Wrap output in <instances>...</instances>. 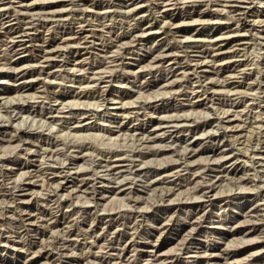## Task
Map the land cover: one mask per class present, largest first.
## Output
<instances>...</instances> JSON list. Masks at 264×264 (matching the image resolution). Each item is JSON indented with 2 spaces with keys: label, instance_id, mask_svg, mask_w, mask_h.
<instances>
[{
  "label": "rangeland",
  "instance_id": "obj_1",
  "mask_svg": "<svg viewBox=\"0 0 264 264\" xmlns=\"http://www.w3.org/2000/svg\"><path fill=\"white\" fill-rule=\"evenodd\" d=\"M160 1L0 0V264H264V160L261 159L264 145H259L256 133L261 125L257 121L264 120V90L255 86L254 93V88H245L249 82L261 81L264 74V0L237 2L239 8L247 9L245 14L230 11L223 0H171L176 4L167 3L169 10ZM48 10L62 15L50 17ZM29 15L36 21L28 37L27 33L20 37L9 30L17 22L26 26ZM16 16L27 18L18 21ZM147 26L153 28L146 30ZM227 35L231 36V42L222 43L225 53L213 71L208 67L207 57L204 58L205 52L211 48V39ZM238 38H242L245 48L236 58L231 49L238 47L235 45ZM11 41L27 46L26 52L21 46L13 48ZM189 43L201 51L191 53ZM164 50H168L169 60L159 64L149 62L152 54ZM43 54L48 58H42ZM222 63H239L252 74L247 80L231 78L230 82H241L213 94L212 99L201 91L200 97L192 99L189 93L192 81L205 74L218 78L216 72L220 70L219 74L222 69L217 66ZM174 80L179 86H172ZM19 82L22 84L18 85ZM229 94L232 100L239 101L233 111L242 112L243 116L235 122H245L242 129L227 128L223 120L225 110H232L227 104ZM210 100L217 102L212 104ZM233 111L229 114H234ZM175 114L189 116L192 127L206 121L213 124L194 135L185 129L164 127L157 132L156 140H148L151 129L164 126L162 121ZM239 133L244 135L241 140ZM218 142L225 145V154L221 156L188 154L195 147H212ZM157 150L159 154H150ZM125 154L130 159L135 157L143 170L136 174L126 170L116 179L108 172V164L115 156L126 157ZM185 165L196 170L194 177L184 170ZM208 166L214 171H206ZM175 168L182 172L165 175ZM215 175L220 178L211 192L212 202H208L198 188L210 183ZM82 179L87 185L78 189L76 186ZM168 186L169 192L165 190ZM196 186L199 187L194 189ZM120 188L124 190L118 191ZM186 200L191 206L179 204ZM28 215L36 217L39 225L30 226ZM107 215L115 216L116 226L105 227ZM196 215L203 216L201 224L191 239H186L185 232L193 227L191 218ZM158 223L170 224L171 228L150 236L149 229ZM47 251L53 256L46 255ZM107 252L114 259L106 258ZM149 253L162 255L153 261L148 260ZM208 253L215 257H203ZM79 256L82 257L78 263L68 262L69 257ZM103 257L108 260L103 263L97 260Z\"/></svg>",
  "mask_w": 264,
  "mask_h": 264
},
{
  "label": "bare ground",
  "instance_id": "obj_2",
  "mask_svg": "<svg viewBox=\"0 0 264 264\" xmlns=\"http://www.w3.org/2000/svg\"><path fill=\"white\" fill-rule=\"evenodd\" d=\"M32 1V0H31ZM129 1V0H128ZM147 1V0H146ZM171 0H161L160 1V3L159 4H163L164 5V7L165 8H167L166 6H167V3H169ZM178 1V0H177ZM176 1V2H177ZM186 1V0H185ZM190 1V0H189ZM192 1V0H191ZM200 1V0H199ZM220 1V0H219ZM224 1V3H226L227 4V6L230 8V11H238V12H240L239 14H245L246 12H247V9L245 8V7H242V8H239V6H237V2H240L241 0H223ZM10 2V1H9ZM187 2V1H186ZM214 2H215V0H214ZM217 2V1H216ZM108 3V2H107ZM127 3V2H126ZM171 3V2H170ZM221 3H222V1H221ZM243 3V2H242ZM241 3V4H242ZM171 4H176V3H171ZM177 4H178V2H177ZM83 5V4H82ZM244 5V4H243ZM260 5H262V4H260ZM29 6H30V4H29ZM28 6V7H29ZM32 6V5H31ZM47 6V5H46ZM222 6V5H221ZM241 6V5H240ZM170 7H173L172 5L170 6ZM226 7V6H225ZM33 8V7H32ZM43 8V7H42ZM112 8V7H111ZM136 8V7H135ZM162 8V7H161ZM164 8V9H165ZM215 8V7H214ZM217 8V7H216ZM49 9V8H48ZM90 9V8H89ZM93 9V8H92ZM128 9V8H127ZM140 9V8H139ZM163 9V10H164ZM168 9V8H167ZM232 9V10H231ZM104 10V9H103ZM169 10V9H168ZM228 10V9H227ZM49 11V10H48ZM51 11V10H50ZM49 11V12H50ZM127 11V10H126ZM129 11H131L133 14H137V11H135V10H130L129 9ZM201 11H203V10H201ZM0 12H1V10H0ZM105 12V11H104ZM128 12V11H127ZM159 12V11H158ZM176 12V11H175ZM195 12V11H194ZM227 12V11H226ZM44 13V12H43ZM112 13V12H111ZM201 12H198V14H200ZM230 13V12H229ZM236 13V12H235ZM105 14V13H104ZM132 14V15H133ZM239 14H238V16H239ZM46 15V14H45ZM49 15H50V17H54V16H61L62 15V13L61 12H56V11H52V12H50L49 13ZM102 15V14H101ZM33 16H35V14L33 15ZM39 16H40V14H39ZM130 16V15H129ZM202 16V15H201ZM236 16V15H235ZM234 16V17H235ZM46 18H47V15L45 16ZM79 17V16H78ZM102 17H104V16H102ZM133 17V16H132ZM131 17V18H132ZM25 18H27V16L26 17H17L16 16V18H15V20H25ZM34 17H32V16H30L29 15V17H28V19H27V22H25V25L26 26H24V27H22V26H20L19 25V22H17L16 23V26H11V27H9V30H10V28L14 31V33L15 34H19V36L21 37V36H24V33L27 35V37L29 36L28 34H30V33H28V31L34 26V22L36 21V20H34L33 19ZM36 18H37V16H36ZM35 18V19H36ZM44 18V17H43ZM134 18H136L135 16H134ZM141 18H142V16H141ZM45 19V18H44ZM43 19V20H44ZM75 19V18H74ZM88 19H90V18H88ZM95 19V18H94ZM18 20V21H19ZM126 20V19H125ZM129 20V19H128ZM138 20V19H137ZM7 21V20H6ZM45 21V20H44ZM136 21V20H135ZM262 21V20H261ZM15 22V21H14ZM39 22V21H38ZM80 22V21H79ZM92 22V21H91ZM40 23V22H39ZM129 23H130V21H129ZM140 23V22H139ZM15 24V23H14ZM38 24V23H37ZM62 24V23H61ZM98 25V24H97ZM132 25H134V24H132ZM239 25V24H238ZM94 26V25H93ZM105 26V25H104ZM130 26V25H129ZM138 26V25H137ZM205 26V25H204ZM237 26V25H236ZM48 27H49V25H48ZM58 27V26H57ZM131 27V26H130ZM7 28H8V26H7ZM91 28V27H90ZM109 28V27H108ZM127 28H128V26H127ZM144 28V27H143ZM151 28H153L152 26H147L146 27V30L147 29H151ZM234 28H237V27H234ZM239 28V27H238ZM42 29V28H41ZM131 29V28H130ZM133 29V28H132ZM231 29V28H230ZM259 29V28H258ZM137 30V29H136ZM225 31V30H224ZM30 32V31H29ZM75 32V31H74ZM148 31H146V33H147ZM239 32V31H238ZM238 32H235V34L236 33H238ZM134 33V32H133ZM106 34V33H105ZM141 34V33H140ZM144 34V33H143ZM142 34V35H143ZM234 34V33H233ZM25 35V36H26ZM77 35V34H76ZM124 35V34H123ZM133 35V34H132ZM137 35H139L138 33H137ZM185 35V34H184ZM243 35V34H242ZM19 36H17V37H19ZM78 36V35H77ZM128 36V35H127ZM16 37V36H15ZM66 37V36H65ZM133 37V36H132ZM187 37H188V35H187ZM233 37V36H232ZM68 38V37H67ZM74 38V37H73ZM99 38V37H98ZM112 38V37H111ZM131 38V37H130ZM134 38H135V35H134ZM185 38V37H184ZM183 38V39H184ZM230 38H231V36H229V35H227V36H225V37H214L213 39H211L210 40V45H211V48H210V50H208V51H206L205 52V55H204V58H206L207 57V63L209 64L208 65V67L209 68H211L213 71L216 69L215 68V66L217 65L216 64V62H218L220 59H221V55L223 54V53H225V50L223 49V42H225V43H230L231 42V40H230ZM10 39H11V37H10ZM7 40V39H6ZM109 40V39H108ZM127 40H129V39H127ZM135 40V39H134ZM155 40V39H154ZM202 40V39H201ZM200 40V41H201ZM235 40H237L238 42L235 44V45H238V47H241V48H235L234 47V49H231L232 50V53H233V56H240V52L245 48V44H243V42L241 43V40H242V38H238V39H235ZM12 41H13V39H12ZM10 42L11 43V45L13 46V48H15V47H17V48H20V46L22 47L21 49H22V51L23 52H26V48H27V46H25V45H21V44H14L13 42ZM64 41V40H63ZM66 41H67V39H66ZM192 41H194V40H192ZM71 42V41H70ZM109 42V41H108ZM191 42V41H190ZM3 43V42H2ZM34 43V42H33ZM61 43H62V41H61ZM105 43H107V42H105ZM128 43V42H127ZM131 43V42H130ZM193 43V42H192ZM192 43L190 44L191 46H189V48H191V50H192V52L191 53H193V54H198L200 51H197L196 49H194V48H196L195 46H192ZM200 43V42H199ZM1 44V43H0ZM6 44V43H5ZM65 44V43H64ZM67 44H69V42L67 43ZM89 44V43H88ZM117 44H119V43H117ZM126 44V43H125ZM194 44V43H193ZM261 44H262V42H261ZM264 44V43H263ZM4 45V44H3ZM102 45V44H101ZM195 45V44H194ZM11 46V47H12ZM148 46V45H147ZM187 46H188V44H187ZM184 47V46H183ZM58 48H60V46L58 47ZM188 48V47H187ZM247 48V47H246ZM264 48V47H263ZM8 48H6V50H7ZM181 49V48H180ZM203 49V48H202ZM17 50V49H16ZM15 50V51H16ZM59 50V49H58ZM69 50V49H68ZM111 50V49H110ZM13 51H14V49H13ZM43 51H44V49H43ZM48 51V50H47ZM160 51H162V49L160 50ZM165 51V50H164ZM230 51V50H229ZM8 52V51H7ZM22 52V53H23ZM49 52V51H48ZM59 52V51H58ZM250 52V51H249ZM55 53V52H54ZM37 54V53H36ZM64 54V53H63ZM62 54V55H63ZM172 54V53H171ZM39 55V54H38ZM50 55V54H49ZM52 55V54H51ZM50 55V56H51ZM202 55V54H201ZM16 56V55H15ZM169 53H168V50H166L165 52H163V53H159V54H157L156 53V55L154 54H152L151 55V61L149 60V62H152V63H156V62H158V64H159V62L160 61H166V60H169L170 58H169ZM193 56H198V55H193ZM231 56V55H230ZM53 57H54V55H53ZM53 57H51V59L53 58ZM78 57V56H77ZM42 58H46V56L43 54L42 55ZM41 58V59H42ZM48 58V57H47ZM46 58V59H47ZM81 58H83V57H81ZM186 58V57H185ZM237 58V57H236ZM1 59V58H0ZM12 59V58H11ZM58 59V58H57ZM79 60H80V58H78ZM85 59V58H84ZM106 59V58H105ZM112 59H114V58H112ZM10 60V59H9ZM14 60V59H13ZM49 60V59H48ZM83 60V59H82ZM173 60V59H172ZM203 60V61H204ZM224 60V59H223ZM236 60V59H235ZM16 61H18V59H16ZM100 61V60H99ZM111 61V60H110ZM114 61V60H113ZM112 61V62H113ZM202 61V60H201ZM203 61H202V63H203ZM74 62H76V61H74ZM116 62V61H115ZM200 62V61H199ZM230 62H232L231 61V59H230ZM4 63H5V61H4ZM49 63V62H48ZM80 63H81V61H80ZM205 63V62H204ZM226 63V62H225ZM145 64V63H144ZM196 64V63H195ZM135 65V64H134ZM197 65H198V63H197ZM22 66V65H21ZM28 66V65H27ZM58 66V65H57ZM177 66V65H176ZM187 66V65H186ZM207 66V65H206ZM242 65H240L239 63H232V64H219L217 67L219 68V69H222L221 70V72L218 74V72L220 71V70H218L217 72H216V74H217V76H218V78L216 77V79H214V78H210V76L208 75V74H205V75H203V76H200V77H198L197 79H196V81H192V84H191V86H189V88H190V95H192L191 97H192V99H194V100H196V98H198V97H200L201 95H199V91H201L202 93H203V95H207L206 97H210L211 99H212V96H213V94H215V93H219V92H223L225 89H227L231 84H233V83H240L241 81H236V82H230V79L231 78H239V80L240 79H249L250 78V76H251V74H252V71H246V69L245 68H242L241 67ZM140 67V66H139ZM169 67V66H168ZM202 67V66H201ZM11 68V67H10ZM27 68V67H26ZM69 68V67H68ZM105 68V67H104ZM115 68V67H114ZM171 68V67H170ZM9 69V68H8ZM103 69V68H102ZM132 69V68H131ZM172 69V68H171ZM193 69V68H192ZM198 69V68H197ZM201 69V68H200ZM60 70V69H59ZM65 70V69H64ZM108 70V69H107ZM204 70V69H203ZM209 70V69H208ZM247 70H248V68H247ZM12 71V70H11ZM111 71V70H110ZM160 71V70H159ZM212 71V72H213ZM23 72V71H22ZM25 72V71H24ZM24 72H23V74H24ZM51 72V71H50ZM75 72V71H74ZM171 72H172V70H171ZM71 73V72H70ZM110 73V72H109ZM105 74V73H104ZM48 75V74H47ZM65 75V74H64ZM85 75V74H84ZM101 75H103V74H101ZM258 75V74H257ZM86 76V75H85ZM16 77V76H15ZM22 77V76H21ZM37 77V76H36ZM103 77V76H102ZM84 78V77H83ZM90 78V77H89ZM88 78V79H89ZM100 78V77H99ZM256 78V77H255ZM260 78V77H259ZM38 79V78H37ZM53 79V78H52ZM51 79V80H52ZM91 79H92V77H91ZM90 79V80H91ZM134 79V78H133ZM175 79V78H174ZM260 79H262L261 81H259V82H249V83H247L246 85V89L247 90H251L252 88H254L255 86H258L259 88H261V89H263L264 90V74H261V78ZM19 80V78L18 79H16V81H18ZM28 80V79H27ZM26 80V81H27ZM85 80V79H84ZM94 80H96V79H94ZM101 80V79H100ZM177 80H179V79H177ZM234 80H236V79H234ZM15 81V80H14ZM55 81V80H54ZM171 81V80H170ZM176 80H174L173 81V83H172V86L174 85L175 87H177V86H179L178 85V83H176L175 82ZM180 81V80H179ZM178 81V82H179ZM59 82V81H58ZM89 82V81H88ZM117 82V81H116ZM191 82V81H190ZM143 83V82H142ZM22 84V82H19L18 83V85H21ZM23 85H25V84H23ZM72 85V84H71ZM119 85H120V83H119ZM123 85V84H122ZM160 85V84H159ZM171 85V84H170ZM234 86V85H233ZM53 87V86H52ZM74 87V86H73ZM237 87V86H236ZM128 88V87H127ZM71 89V88H70ZM60 90V89H59ZM134 90V89H133ZM10 91V90H9ZM69 91V90H68ZM98 91V90H97ZM233 91V90H232ZM154 92V91H153ZM230 91H228V93H229ZM240 92V91H239ZM248 91H246V93H247ZM250 92V91H249ZM254 93H255V88H254V91H253ZM234 94H235V92H233ZM237 93V92H236ZM245 93V95H247ZM138 94V93H137ZM231 94V93H230ZM229 94V95H230ZM241 94H243V93H241ZM40 95V94H39ZM65 95V94H64ZM226 95H227V93H226ZM238 95V94H237ZM244 95V94H243ZM105 96V95H104ZM137 96V95H136ZM141 96H143V95H141ZM158 96V95H157ZM188 96V95H187ZM239 96V95H238ZM121 97V96H120ZM189 97V96H188ZM229 96L227 95V98H228ZM235 97V96H234ZM240 97V96H239ZM248 97H250V95H248ZM238 98V97H237ZM245 98H246V96H245ZM17 99V98H16ZM22 99V98H21ZM40 99V98H39ZM189 99V98H188ZM233 99V98H232ZM231 99V95H230V99H228V102H229V100H231V102L230 103H228L227 102V104L231 107V109L232 110H229V112L230 111H233V108H236L237 109V107H238V104H239V101L238 102H236V100L234 99V100H232ZM144 100H145V97H144ZM198 100V99H197ZM224 100V99H223ZM239 100V99H238ZM241 100H242V98H241ZM51 101V100H50ZM189 101V100H188ZM211 101V100H210ZM214 101V100H213ZM219 101V100H218ZM221 101V100H220ZM15 102H16V100H15ZM96 102V101H95ZM161 102V101H160ZM204 102V101H203ZM217 102V101H216ZM215 101L212 103V101H211V103L212 104H214V103H216ZM223 102H225V101H223ZM249 102V101H248ZM247 102V103H248ZM23 103V102H22ZM210 103V102H209ZM118 104V103H117ZM123 104V103H122ZM193 104V103H192ZM225 104V103H224ZM120 105V104H119ZM188 105V104H187ZM209 105V104H208ZM207 105V106H208ZM221 105V104H220ZM219 105V106H220ZM245 105H247V104H245ZM47 106V105H46ZM73 106V105H72ZM110 106V105H109ZM111 106H113V105H111ZM124 106V105H123ZM222 106V105H221ZM100 107V106H99ZM223 107V106H222ZM121 108V107H120ZM180 108V107H179ZM220 108V107H219ZM244 108V107H243ZM250 108V107H249ZM6 109V108H5ZM135 109V108H134ZM11 111V110H10ZM54 111H55V109H54ZM165 111H168V110H165ZM221 111V110H220ZM226 111V112H225ZM224 112V114L226 115V116H224V118L225 119H223V120H225L224 122H225V124H226V127L227 128H230V129H235V128H239V127H241L240 129H242V127L244 128V124H245V122L243 123V124H235V122L237 121V119H240V116H243V114H242V112H238L237 111V113L235 112V111H233L234 112V114H229V112L227 111V110H225ZM258 111V110H257ZM126 112V111H125ZM175 112H176V109H175ZM184 112V111H183ZM205 112V111H204ZM107 113V112H106ZM221 113H222V111H221ZM220 113V114H221ZM15 114V113H14ZM13 114V115H14ZM70 114V113H69ZM81 114V113H80ZM94 114V113H93ZM125 114V113H124ZM129 114V113H128ZM186 114V113H185ZM193 114H195V113H193ZM214 114V113H213ZM51 115V114H50ZM79 115V114H78ZM122 115V114H121ZM154 115V114H153ZM156 115V114H155ZM154 115V116H155ZM198 115V114H197ZM217 115V114H216ZM219 115V114H218ZM124 116V115H123ZM193 116V115H192ZM211 116V115H210ZM161 117V116H160ZM159 117V118H160ZM212 117H213V115H212ZM239 117V118H238ZM11 118H12V116H11ZM14 118V117H13ZM22 118V117H21ZM27 118V117H26ZM125 118V117H124ZM202 119V118H201ZM205 119V118H204ZM213 119H214V117H213ZM247 119V118H246ZM263 119V118H262ZM159 120H161V118L159 119ZM190 118H189V116H186V115H183V114H175L174 116H170V117H168V118H166V119H164L162 122H164L165 123V125L164 126H156V127H154V129H151L152 130V132L150 131V134H148L147 135V138H148V140H150V141H153V140H156V138H157V132L159 131L160 132V130L162 131V128H164V127H169V126H171V127H173V128H176L177 130L179 129H185L187 132H188V134H192V135H194V133H196L198 130H200V131H202V130H204L206 127H210V125L211 124H213L212 123V121H206V122H204L202 125H195V126H191V125H189V124H191V123H189L190 122ZM203 120V119H202ZM220 120V119H219ZM79 121V120H78ZM77 121V122H78ZM89 121V120H88ZM123 121V120H122ZM200 121V120H199ZM247 121H249L248 119H247ZM49 122V121H48ZM47 122V123H48ZM76 122V121H75ZM194 122V121H193ZM217 122V121H216ZM215 122V123H216ZM251 122V121H250ZM252 122L254 123V121L252 120ZM255 122H256V120H255ZM257 122H259V124H261L260 126H258L259 127V130H258V132H256L257 134H258V136H257V142H259V145L260 144H263L264 145V120H258ZM196 123V122H195ZM239 123H241V122H239ZM76 124H78V123H76ZM80 124V123H79ZM158 124V123H157ZM198 124V123H197ZM199 124H201V123H199ZM252 124V123H251ZM255 124V123H254ZM187 125H189V127L187 128ZM11 126V125H10ZM71 126H72V124H71ZM82 126V125H81ZM220 126V125H219ZM247 126V125H246ZM15 128V127H14ZM28 128V127H27ZM75 128V127H74ZM153 128V127H152ZM13 129V128H12ZM49 129V128H48ZM50 129H51V127H50ZM76 129V128H75ZM112 129V128H111ZM165 129V128H164ZM254 129V128H253ZM30 130V129H29ZM219 130V129H218ZM256 130V129H255ZM58 132V131H57ZM80 133V132H79ZM180 133V132H179ZM250 134V133H249ZM125 135V134H124ZM191 135V136H192ZM209 135V134H208ZM132 136V135H131ZM158 136H159V134H158ZM205 136V135H204ZM215 136V135H214ZM238 136V135H237ZM244 136V135H243ZM242 136V134H240L239 133V137H240V140L242 139V138H244ZM146 137V136H145ZM211 138L213 137V136H210ZM248 137V136H247ZM6 138V137H5ZM85 138V137H84ZM87 138V137H86ZM127 138V137H126ZM214 138H218L217 136H215ZM57 139V138H56ZM114 139V138H113ZM137 139V138H136ZM256 139V138H255ZM46 140V139H45ZM110 140V139H109ZM126 140V139H125ZM251 140V139H250ZM48 141V140H47ZM128 141V140H127ZM137 141V140H136ZM32 142V141H31ZM116 142V141H115ZM138 142V141H137ZM117 143V142H116ZM165 143V142H164ZM5 144V143H4ZM94 144V143H93ZM174 144V143H173ZM187 144H189V143H187ZM187 144H185V145H187ZM256 144V143H255ZM141 145V144H140ZM154 145V144H153ZM152 145V146H153ZM258 145V146H259ZM55 146V145H54ZM155 146V145H154ZM172 146V145H171ZM242 146V145H241ZM248 146V145H247ZM252 146V145H251ZM127 147V146H126ZM200 147V146H199ZM224 147H225V145L224 144H222V143H220V142H218V143H216L215 144V146L213 145L212 147H202V148H194V149H191L190 147V149L191 150H188V151H190L188 154H190V157L191 156H195V155H197V154H200V153H206V154H208V155H210V156H216V155H219V156H221V155H223V154H225V149H224ZM254 147V146H253ZM146 148H148V147H146ZM153 148V147H152ZM165 148V147H164ZM24 149V148H23ZM53 149V148H52ZM132 149V148H131ZM171 149V148H170ZM173 149V148H172ZM178 149H181V148H178ZM187 149V148H186ZM23 151V150H22ZM49 151H51V150H49ZM149 151V150H148ZM153 151V150H152ZM151 151V152H152ZM46 152V151H45ZM52 152V151H51ZM90 152V151H89ZM123 152V151H122ZM147 152V151H146ZM150 152V154L152 155V156H155V155H157V154H159V151L157 150V151H154V152H152L151 153ZM170 152V151H169ZM181 152V151H180ZM68 153V152H67ZM93 153H94V151H93ZM139 153H140V151H139ZM186 153V152H185ZM262 154H264V152H261ZM37 154V153H36ZM35 154V155H36ZM47 154V153H46ZM45 154V155H46ZM131 154V153H130ZM148 154L149 153H147V156H148ZM48 155H50V154H48ZM80 155V154H79ZM81 155H83V154H81ZM126 155V157H121V156H115L114 158V160L112 161V163H111V165L110 164H108V166H109V170L110 171H108V172H111V174H112V176L114 177V178H116L117 179V177L118 176H120V174L122 173V172H124V171H126V170H128V172L130 171V170H132V171H134V173L136 174V173H140V171H142L143 170V167L141 166V165H139V164H136V162H135V160H134V158H132V159H130V158H127V157H130V156H127V154H125ZM129 155V154H128ZM134 155H135V153H134ZM150 155V156H151ZM61 156V155H60ZM146 156V157H147ZM150 156H148V157H150ZM260 156H262V155H260ZM58 157V156H57ZM90 157V156H89ZM207 158H208V156H206ZM205 157V158H206ZM218 157V156H217ZM216 157V158H217ZM137 158V157H136ZM142 158H144V157H142ZM167 158H169V157H167ZM173 158V157H172ZM176 158V157H175ZM212 158V157H211ZM215 158V159H216ZM221 158H224V157H221ZM56 159V158H55ZM112 159V158H111ZM171 159V158H170ZM170 159H169V162H171L170 161ZM213 159H214V157H213ZM214 159V160H215ZM261 159L262 160H264V158H263V156L261 157ZM70 160V159H69ZM163 160H164V158H163ZM168 160V159H167ZM194 160V159H193ZM48 161V160H47ZM96 161H98V160H96ZM106 161V160H105ZM146 161L148 162V159H146ZM154 161V160H153ZM186 161V160H185ZM191 161V160H190ZM233 161V160H232ZM43 162V161H42ZM99 162V161H98ZM107 162V161H106ZM138 162V161H137ZM150 162V161H149ZM200 162V161H199ZM158 163H160V162H158ZM234 163V162H233ZM37 164V163H36ZM76 164V163H75ZM152 164H154V163H152ZM229 164V163H228ZM263 164V163H262ZM62 165V164H61ZM105 165V164H104ZM165 165V164H164ZM164 165H163V167H164ZM167 165H169V164H167ZM174 165V164H173ZM209 165V164H208ZM180 166V165H179ZM186 166V167H185ZM184 167V170L185 171H188L192 176L193 175H196L195 174V172H196V170H195V172L193 171V168H190L189 166H187V165H185ZM203 167H205V166H203ZM208 167H210V166H208ZM61 168V167H60ZM87 168V167H86ZM155 168V167H154ZM172 168H173V166H172ZM178 168V167H177ZM177 168H175L174 170L175 171H171V172H169L168 174H165L167 177H170V176H172V175H178V173L181 171L180 169H177ZM183 168V167H182ZM194 168H195V166H194ZM226 168V167H225ZM107 169V168H106ZM177 169V170H176ZM196 169V168H195ZM165 170H167V169H165ZM204 170H205V168H204ZM203 170V171H204ZM220 170H221V168H220ZM224 170V169H223ZM259 170V169H258ZM67 171V170H66ZM105 171V170H104ZM145 171V170H144ZM206 171H208V172H212V171H214V169H212V167H210V168H207L206 167ZM222 171V170H221ZM260 171V170H259ZM36 172V171H35ZM64 172V171H63ZM158 172V171H157ZM168 172V171H167ZM182 172V171H181ZM226 172V171H225ZM59 173H62L61 171L59 172ZM187 173V172H186ZM214 173V172H213ZM6 174V173H5ZM11 174V173H10ZM36 174V173H35ZM55 174V173H54ZM145 174V173H144ZM164 174V173H163ZM205 175L204 176H206L207 174L206 173H204ZM218 174V173H217ZM51 175V174H50ZM164 175V176H165ZM213 175V174H212ZM67 176V175H66ZM106 176V175H105ZM111 176V175H110ZM163 176V175H162ZM185 176V175H184ZM209 176V175H208ZM45 177V176H44ZM134 177V176H133ZM194 177V176H193ZM198 177V176H197ZM264 177V176H263ZM19 178V177H18ZM62 178V177H61ZM63 178H65V179H63L62 181H65L66 180V177H63ZM81 178V177H80ZM92 178V177H91ZM154 178V177H153ZM159 178H161V177H159ZM171 178H174V177H171ZM176 178V177H175ZM209 178V177H208ZM207 178V179H208ZM219 178H220V176L219 175H215L213 178H210V183H208V184H205V185H202L201 187H199V186H196L194 189H197L198 187V192L201 194V197H206V198H208V202H212L211 201V192L213 191V187H214V185L218 182V180H219ZM232 178V177H231ZM235 178V177H234ZM237 178V177H236ZM85 179V178H84ZM88 179V178H87ZM99 179V178H98ZM97 179V180H98ZM113 179V178H112ZM120 179V178H119ZM124 179V178H123ZM164 179V178H163ZM184 179H186L185 177H184ZM10 180V179H9ZM47 180V179H46ZM154 180V179H153ZM156 180V179H155ZM162 180V179H161ZM168 180V179H167ZM179 180H181V179H179ZM189 180V179H188ZM190 180H191V178H190ZM193 180V179H192ZM197 180V179H196ZM199 180V179H198ZM37 181V180H36ZM81 182L76 186V187H78V189H81V188H84L85 187V185H87L86 184V181H84L83 179L82 180H80ZM84 181V182H83ZM90 181V180H89ZM99 181H101V180H99ZM123 181V180H122ZM150 181V180H149ZM159 181H160V179H159ZM165 181V180H164ZM173 181V180H172ZM185 181V180H184ZM184 181H183V183H184ZM194 181V180H193ZM203 181V180H202ZM60 182V181H59ZM134 182V181H133ZM132 182V183H133ZM152 182H154V181H152ZM151 182V183H152ZM157 182V181H156ZM162 182V181H161ZM186 182V181H185ZM191 182V181H190ZM196 182V181H195ZM194 182V183H195ZM199 181H197V183H198ZM223 182V181H222ZM3 183V182H2ZM91 183V182H90ZM97 183H99V182H97ZM103 183V182H102ZM101 183V184H102ZM175 183V182H174ZM196 183V184H197ZM203 184L205 183V181L204 182H202ZM47 184V183H46ZM69 184V183H68ZM74 184V183H73ZM89 184V183H88ZM93 184V183H92ZM95 184V183H94ZM104 184V183H103ZM134 184V183H133ZM149 184V183H148ZM154 184V183H153ZM156 184V183H155ZM154 184V185H155ZM160 184V183H159ZM170 184V183H169ZM178 184V183H177ZM180 184V183H179ZM185 185L187 184V183H184ZM240 184V183H239ZM57 185H59V183L57 184ZM76 185V184H75ZM131 185V184H130ZM151 185V184H150ZM164 185V184H163ZM171 185V184H170ZM176 185V184H175ZM175 185H173V187L175 186ZM194 184H192V186H193ZM46 186V185H45ZM90 186V185H89ZM102 186V185H101ZM133 186V185H132ZM157 186V185H156ZM165 186V185H164ZM163 186V187H164ZM187 186H188V184H187ZM14 187V186H13ZM19 187V186H18ZM23 187V186H22ZM58 187V186H57ZM66 187V186H65ZM88 187V186H87ZM124 187V186H123ZM177 187V186H176ZM39 188V187H38ZM90 188V187H89ZM165 188H167V189H165V190H168V188H170V186H168V187H165ZM105 189V188H104ZM148 189V188H147ZM174 189V188H173ZM176 189V188H175ZM20 190V189H19ZM103 190V189H102ZM122 190H124L123 188H120L118 191H122ZM150 190H151V188H150ZM154 190V189H153ZM169 190H171V189H169ZM169 190H168V192H169ZM246 190V189H245ZM45 192V191H44ZM64 192V191H63ZM102 192V191H101ZM149 192V191H148ZM147 192V193H148ZM170 192H172V191H170ZM196 191H194V193H195ZM232 192V191H231ZM250 192V191H249ZM252 192V191H251ZM20 193V192H19ZM186 194V193H185ZM198 194V193H197ZM61 195V194H60ZM126 195V194H125ZM168 195V194H167ZM179 195V194H178ZM193 195V194H192ZM159 196V195H158ZM194 196V195H193ZM197 196V195H196ZM61 197V196H60ZM153 197V196H152ZM184 197V196H183ZM89 198V197H88ZM148 199V198H147ZM159 199V198H158ZM195 199V198H194ZM168 200V199H167ZM170 200V199H169ZM178 200V199H177ZM182 200V199H181ZM196 200V199H195ZM121 201V200H120ZM192 201V200H191ZM261 201V200H260ZM1 202V201H0ZM118 202V201H117ZM116 202V203H117ZM175 202H176V200H175ZM177 202H179V201H177ZM180 202H182V201H180ZM179 202V204L181 205V206H191V205H189V200L187 201H184V202H182V203H180ZM207 202V203H208ZM95 203V202H94ZM144 203V202H143ZM174 203V202H173ZM128 204V203H127ZM170 204V203H169ZM213 204V203H212ZM172 205V204H171ZM169 206V205H168ZM175 206V205H174ZM179 206V205H178ZM205 206H206V204H205ZM148 207V206H147ZM204 207V206H203ZM54 209V208H53ZM67 209H68V207H67ZM184 210V209H183ZM25 211V210H24ZM49 211V210H48ZM51 211V210H50ZM45 212V211H44ZM215 212V211H214ZM239 212V211H238ZM253 212V211H252ZM51 213V212H50ZM56 213V212H55ZM140 213V212H139ZM255 213V212H254ZM32 213H30V215H31ZM51 214H53V213H51ZM84 214V213H83ZM87 214V213H86ZM214 214V213H213ZM218 214V213H217ZM5 215H6V213H5ZM30 215H28V217L26 218V220L27 221H29V222H27V223H29V225L30 226H32V227H36V224H38L37 223V220H35L36 219V217H35V219L32 217V216H30ZM65 215H67V214H65ZM137 215V214H136ZM172 215V214H171ZM36 216V215H35ZM40 216V215H39ZM53 216V215H52ZM71 216V215H70ZM107 217L109 218L107 221L106 220H104V221H106L105 223H104V225H105V227H110V226H112V225H115L116 226V222H118V220L117 219H114L115 218V216H114V218L112 217V215H107ZM117 217V216H116ZM201 217H203V216H195V217H193V218H191V223L190 224H192L191 226H193L192 228L190 227V230L188 231L187 230V232H185L186 233V239H187V237L189 238L190 236H193L194 234H195V230H196V228H197V226L199 225V224H201ZM253 217V216H252ZM2 218V217H1ZM40 218L42 219V217L40 216ZM45 218V217H44ZM54 218V217H53ZM62 218V217H61ZM105 218V217H104ZM137 218V217H136ZM135 218V219H136ZM182 218V217H181ZM258 218V217H257ZM69 219V218H68ZM67 219V220H68ZM82 219V218H81ZM165 219H167V218H165ZM247 219H249V218H247ZM52 220V219H51ZM51 220H48L49 222L51 221ZM56 220V219H55ZM93 220V219H92ZM91 220V221H92ZM96 220V219H95ZM99 220V219H98ZM101 220V219H100ZM121 220V219H120ZM134 220V219H133ZM137 220V219H136ZM136 220H134V223L136 224L137 222H135ZM141 220V219H140ZM241 220V219H240ZM259 220V219H258ZM45 221H47V220H45ZM75 221V220H74ZM90 221V222H91ZM248 221V220H247ZM42 222H43V220H42ZM62 222H64V221H62ZM65 222H67V221H65ZM94 223V222H93ZM134 223H133V225H134ZM243 223V222H242ZM70 224V223H69ZM81 224V223H80ZM123 224V223H122ZM121 224V225H122ZM14 225V224H13ZM39 225V224H38ZM38 225H37V227H38ZM44 225H47V224H44ZM68 225V224H67ZM71 225V224H70ZM73 225V224H72ZM91 225V224H90ZM125 225V224H124ZM52 226V225H51ZM76 226V225H75ZM118 226V225H117ZM129 226V225H128ZM127 226V227H128ZM152 226V225H151ZM45 227V226H44ZM62 227H63V224H62ZM69 227V226H68ZM86 227V226H85ZM123 227V226H122ZM121 227V228H122ZM125 227V226H124ZM133 227V226H132ZM231 227V226H230ZM233 227L235 228L236 227V225L234 226L233 225ZM50 228V227H49ZM48 228V229H49ZM56 228V227H55ZM171 227H170V224H165V223H158L157 224V226H154V228H151V229H149V233H150V236H151V234H153L155 231H161L162 233L163 232H166V231H168L169 229H170ZM54 229V228H53ZM123 229V228H122ZM236 229V228H235ZM240 229V228H239ZM238 229V230H239ZM52 230V229H51ZM64 230H66V226H65V229ZM78 230V229H77ZM141 230V229H140ZM234 230V229H233ZM50 231V230H49ZM86 231V230H85ZM119 231V230H118ZM122 231V230H121ZM120 231V232H121ZM130 231V230H129ZM24 232V231H23ZM53 233H54V231H52ZM66 232V231H65ZM68 232V231H67ZM77 232H79V231H77ZM77 232L75 233V234H77ZM15 233V232H14ZM49 233V232H48ZM5 234V233H4ZM49 234H52V233H49ZM79 234V233H78ZM114 234V233H113ZM133 234V233H132ZM155 234V233H154ZM158 234V233H157ZM182 234V233H181ZM81 235V234H80ZM109 235V234H108ZM119 235H120V233H119ZM124 235V234H123ZM131 235V234H130ZM135 235V234H134ZM3 236V235H2ZM35 236V235H34ZM63 236V235H62ZM67 236V235H66ZM114 236V235H113ZM137 236V235H136ZM158 236H160V235H158ZM55 237V236H54ZM74 237V236H73ZM72 237V238H73ZM75 237H76V235H75ZM111 237V236H110ZM116 237V236H115ZM114 237V238H115ZM252 237V236H251ZM258 237V236H257ZM53 238V237H52ZM64 238V237H63ZM66 238V237H65ZM69 238H71V237H69ZM79 238V237H78ZM120 238V237H119ZM134 238V237H133ZM132 238V239H133ZM236 238V237H235ZM247 238V237H246ZM249 238V237H248ZM56 239V238H55ZM54 239V240H55ZM60 239V238H59ZM94 239V238H93ZM110 239V238H109ZM159 239V238H158ZM180 239V238H179ZM178 239V240H179ZM183 239H184V237H183ZM189 239H191V238H189ZM213 239V238H212ZM237 239V238H236ZM235 239V240H236ZM240 239H241V237H240ZM258 239V238H257ZM15 240V239H14ZM53 240V239H52ZM67 240V239H66ZM66 240H64V247H65V241ZM69 240V239H68ZM78 240V239H77ZM76 240V241H77ZM82 240V239H81ZM96 240V239H95ZM182 240V239H181ZM242 240V239H241ZM240 240V241H241ZM259 240V239H258ZM130 241H131V239H130ZM234 241V240H233ZM40 242V241H39ZM69 242H71V239H70V241ZM108 242V241H107ZM112 242V241H111ZM125 242H127V241H125ZM124 242V250L126 249V247H127V243H125ZM148 242V241H147ZM182 242V241H181ZM186 242V241H185ZM230 242V241H229ZM256 242V241H255ZM4 243V242H3ZM61 243V242H60ZM101 243V242H100ZM103 243V242H102ZM188 243V242H187ZM226 243V242H225ZM228 243V242H227ZM241 243V242H240ZM243 243V242H242ZM7 244V243H6ZM156 244V243H155ZM154 244V245H155ZM159 244V243H158ZM46 245V244H45ZM111 245V244H110ZM225 245V244H224ZM232 245H233V243H232ZM107 246H109V245H107ZM184 246V245H183ZM199 246V245H198ZM41 247V246H40ZM49 247V246H48ZM61 247V246H60ZM67 247V246H66ZM68 247H69V245H68ZM113 247V246H112ZM123 246H121V248H122ZM206 247V246H205ZM43 248L45 249H48L47 247H44L43 246ZM71 248V247H70ZM107 248V247H106ZM184 248V247H183ZM185 248H187V247H185ZM52 249V248H51ZM50 248H49V250H51ZM65 249V248H64ZM69 249V248H68ZM95 249V248H94ZM169 249V248H168ZM171 249V248H170ZM223 249V248H222ZM53 250V249H52ZM51 250V251H52ZM86 250V249H85ZM123 250V249H122ZM149 250V249H148ZM176 250H177V248H176ZM181 250V249H180ZM50 251V252H51ZM54 251V250H53ZM73 251V250H72ZM220 251V250H219ZM35 252V251H34ZM48 253L46 254V255H52V253H50L49 251H47ZM60 252V251H59ZM187 252H189V247H188V250H187ZM108 253V252H107ZM132 253V252H131ZM163 253V252H162ZM165 253V252H164ZM205 253V252H204ZM210 253V252H209ZM208 253V254H209ZM227 253V252H226ZM253 253H255V252H253L252 251V254ZM257 253V252H256ZM71 254V253H70ZM75 254V253H74ZM95 254H96V252H95ZM150 255H149V259L148 260H153V261H158L159 259H160V257H161V255L162 254H159V255H155V254H152V253H149ZM172 254V253H171ZM182 254V253H181ZM200 254V253H199ZM216 254V253H215ZM68 255V254H67ZM73 255V254H72ZM106 256H107V254H105ZM116 255V254H115ZM114 255V256H115ZM198 255V254H197ZM203 255V254H202ZM27 256V255H26ZM30 256V255H29ZM53 256V255H52ZM62 256V255H61ZM74 256V255H73ZM66 257V256H65ZM82 257V256H81ZM81 257L79 256V257H69L68 259V262H79L80 261V259H81ZM97 257V256H96ZM178 257V256H177ZM203 257H206V258H210V259H213V257H215V255H212V254H209V255H203ZM90 258V257H89ZM106 258H108V259H114V257H112V254H109L108 253V256L106 257ZM106 258L105 257H103V258H98L97 260H99L100 262H102L103 263V261H105L106 260ZM174 258V257H173ZM27 259V258H26ZM47 259V258H46ZM107 259V260H108ZM139 259V258H138ZM163 259V258H162ZM168 259V258H167ZM106 260V261H107ZM118 260V259H117ZM129 260H130V256H129ZM143 260V259H142ZM163 260H165V259H163ZM66 261V260H65ZM88 261V260H87ZM113 261V260H112ZM111 261V262H112ZM126 261H128V260H126ZM131 261V260H130ZM162 261V260H161ZM166 261V260H165ZM164 261V262H165ZM95 262V261H94ZM120 262H121V260H120ZM132 262H134V260L132 261ZM142 262H144V261H142ZM163 262V261H162ZM121 263H123V262H121ZM126 263V262H125ZM136 263V262H135ZM134 263V264H135ZM145 263V262H144ZM154 263H156V262H154ZM153 263V264H154ZM222 263V262H221ZM254 263V262H253ZM71 264V263H70ZM73 264V263H72ZM88 264H89V262H88ZM92 264V263H91ZM105 264H107V263H105ZM114 264V263H113ZM124 264V263H123ZM130 264V263H129ZM157 264V263H156ZM194 264V263H193ZM227 264H229L228 262H227Z\"/></svg>",
  "mask_w": 264,
  "mask_h": 264
}]
</instances>
